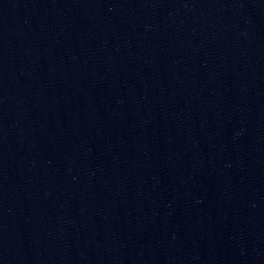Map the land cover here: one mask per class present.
<instances>
[{"label":"water","instance_id":"95a60500","mask_svg":"<svg viewBox=\"0 0 264 264\" xmlns=\"http://www.w3.org/2000/svg\"><path fill=\"white\" fill-rule=\"evenodd\" d=\"M0 264H264V0H0Z\"/></svg>","mask_w":264,"mask_h":264}]
</instances>
